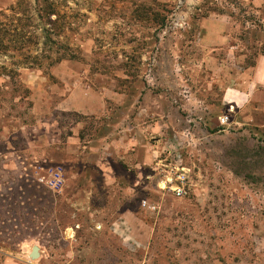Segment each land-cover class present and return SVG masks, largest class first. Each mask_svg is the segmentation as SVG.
<instances>
[{"label":"rangeland","instance_id":"rangeland-1","mask_svg":"<svg viewBox=\"0 0 264 264\" xmlns=\"http://www.w3.org/2000/svg\"><path fill=\"white\" fill-rule=\"evenodd\" d=\"M53 1L79 57L55 65L37 0H0V264H264V129L224 102L264 0Z\"/></svg>","mask_w":264,"mask_h":264},{"label":"crops","instance_id":"crops-1","mask_svg":"<svg viewBox=\"0 0 264 264\" xmlns=\"http://www.w3.org/2000/svg\"><path fill=\"white\" fill-rule=\"evenodd\" d=\"M224 102L235 112L236 125L264 129V56H260L243 84L229 88Z\"/></svg>","mask_w":264,"mask_h":264},{"label":"trees","instance_id":"trees-1","mask_svg":"<svg viewBox=\"0 0 264 264\" xmlns=\"http://www.w3.org/2000/svg\"><path fill=\"white\" fill-rule=\"evenodd\" d=\"M36 11L37 27L40 30L37 38V52L40 51V53L37 55V58L43 57L45 53L52 52L51 65L61 63L64 60H77L79 58L77 50L72 47L71 39L66 35L64 28L66 22L62 21L55 2L53 0H37ZM11 34L12 31H10ZM15 39V35L14 37L12 36L11 42L17 43L18 41ZM9 73H13V75ZM6 74L9 78L18 75L13 70Z\"/></svg>","mask_w":264,"mask_h":264},{"label":"built area","instance_id":"built-area-1","mask_svg":"<svg viewBox=\"0 0 264 264\" xmlns=\"http://www.w3.org/2000/svg\"><path fill=\"white\" fill-rule=\"evenodd\" d=\"M228 120H229L228 115L221 117L220 124L225 125L226 123H228ZM177 170L178 172L175 175L167 177L166 180L163 182L164 188L170 190L178 197H185L188 194L186 187L189 182L191 172L190 169L187 168H181ZM143 205L147 206L148 204L146 201H144Z\"/></svg>","mask_w":264,"mask_h":264},{"label":"water","instance_id":"water-1","mask_svg":"<svg viewBox=\"0 0 264 264\" xmlns=\"http://www.w3.org/2000/svg\"><path fill=\"white\" fill-rule=\"evenodd\" d=\"M39 247H37V246H35L34 248H33V250H32V253H31V257L33 258V259H35V258H38L39 256H40V254H39Z\"/></svg>","mask_w":264,"mask_h":264}]
</instances>
